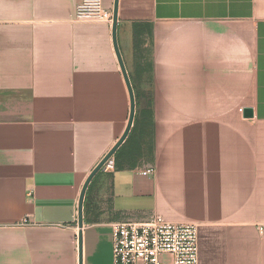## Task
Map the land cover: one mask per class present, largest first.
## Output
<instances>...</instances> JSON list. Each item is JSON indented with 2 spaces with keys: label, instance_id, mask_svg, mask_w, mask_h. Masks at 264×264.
I'll return each instance as SVG.
<instances>
[{
  "label": "crops",
  "instance_id": "crops-1",
  "mask_svg": "<svg viewBox=\"0 0 264 264\" xmlns=\"http://www.w3.org/2000/svg\"><path fill=\"white\" fill-rule=\"evenodd\" d=\"M81 1L0 0V264H79L83 185L128 123L113 22ZM117 42L136 114L86 191L83 264L153 215L198 225L200 264H264V0H119Z\"/></svg>",
  "mask_w": 264,
  "mask_h": 264
},
{
  "label": "built area",
  "instance_id": "built-area-1",
  "mask_svg": "<svg viewBox=\"0 0 264 264\" xmlns=\"http://www.w3.org/2000/svg\"><path fill=\"white\" fill-rule=\"evenodd\" d=\"M76 20L113 22V12L103 0H82L75 10ZM243 107L239 111H243ZM112 156L103 171L115 169ZM149 168L148 173H153ZM113 264H200L199 230L196 223H177L161 215L147 220H124L113 224Z\"/></svg>",
  "mask_w": 264,
  "mask_h": 264
},
{
  "label": "water",
  "instance_id": "water-1",
  "mask_svg": "<svg viewBox=\"0 0 264 264\" xmlns=\"http://www.w3.org/2000/svg\"><path fill=\"white\" fill-rule=\"evenodd\" d=\"M118 7H119V0H115V4H114V10H113V43H114V47H115V51L119 60V64L124 76V79L126 81L127 84V88L130 94V99H131V104H130V115H129V119H128V123L127 126L123 132V134L121 135V137L118 139V141L114 144V146L107 152V154L101 159V161L95 166V168L90 172V174L88 175L81 194H80V198H79V206H78V226H79V236H78V240H79V264H83V257H82V249H83V241H82V228L84 225V217H83V208H84V198L86 195V191L88 189V186L90 184V182L92 181V179L94 178V176L101 170H103V166L105 164V162L112 157L115 152L117 151V149L120 147V145L125 141V139L128 137L131 128L133 126L134 123V119H135V114H136V101H135V94H134V89L131 85L128 73H127V69L125 67V63L123 61L119 46H118V42H117V19H118ZM244 117H253V109L251 107H247L244 109Z\"/></svg>",
  "mask_w": 264,
  "mask_h": 264
},
{
  "label": "rangeland",
  "instance_id": "rangeland-1",
  "mask_svg": "<svg viewBox=\"0 0 264 264\" xmlns=\"http://www.w3.org/2000/svg\"><path fill=\"white\" fill-rule=\"evenodd\" d=\"M137 105H138V113L137 114H154V112H155V104L154 103H143V104H137ZM149 122H150L149 120L146 121V123H149ZM150 147L151 146H149V148ZM148 153L150 154V152H148Z\"/></svg>",
  "mask_w": 264,
  "mask_h": 264
}]
</instances>
